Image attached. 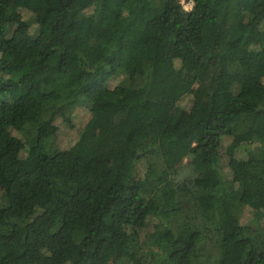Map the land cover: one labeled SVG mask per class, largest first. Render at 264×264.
Listing matches in <instances>:
<instances>
[{"label": "trees", "instance_id": "trees-1", "mask_svg": "<svg viewBox=\"0 0 264 264\" xmlns=\"http://www.w3.org/2000/svg\"><path fill=\"white\" fill-rule=\"evenodd\" d=\"M0 264H264V0H0Z\"/></svg>", "mask_w": 264, "mask_h": 264}, {"label": "rangeland", "instance_id": "rangeland-1", "mask_svg": "<svg viewBox=\"0 0 264 264\" xmlns=\"http://www.w3.org/2000/svg\"><path fill=\"white\" fill-rule=\"evenodd\" d=\"M183 5H184V8L187 10V11H190L193 7V4L192 3H185L184 1H182ZM28 14V12H27ZM31 14V13H30ZM29 14V15H30ZM13 29H14V26H9L8 27V30H7V33H6V38H9L13 32ZM75 64L74 62V59H72L71 56H68L66 58V66L68 67V69H70L73 65ZM187 114L190 113V110H191V104H186L184 106ZM104 109V105L102 104H98L96 103L95 107L92 109V110H89V109H86V108H80V109H77L76 112H75V120H74V123L76 124L77 128H80V127H83L90 119L91 115L93 112H98L100 110H103ZM61 121H58V123L61 125L60 123ZM75 140L76 138L73 136V134L69 133L68 132V129L67 128H61V133H60V136L58 138V146H59V149L62 151V155H61V158L62 159H66V157H68L69 155H71L72 153V150H73V147L75 145ZM238 173L240 175H243L244 174V171L243 169H241V167H239L237 169ZM113 263L115 262H118V260H115V261H112Z\"/></svg>", "mask_w": 264, "mask_h": 264}]
</instances>
